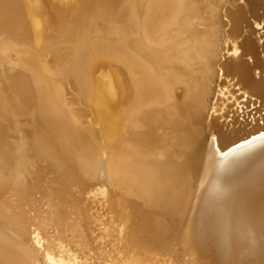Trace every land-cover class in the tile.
Returning a JSON list of instances; mask_svg holds the SVG:
<instances>
[{
	"label": "bare ground",
	"instance_id": "obj_1",
	"mask_svg": "<svg viewBox=\"0 0 264 264\" xmlns=\"http://www.w3.org/2000/svg\"><path fill=\"white\" fill-rule=\"evenodd\" d=\"M109 1L4 0L0 41L16 60L17 78L3 105L28 117L32 136L15 143L10 172L0 174V264H83L73 250L72 259L64 260L60 225L39 167L43 159L61 166L58 143L78 150L77 126L93 155H105L77 163L84 178H106L111 205L119 211L117 234L128 248L139 231L168 230L180 246L173 254L177 264H264V143L226 160L210 148L215 143L227 151L264 131V114L254 113L257 123L236 114L244 109L238 104L264 96V78L253 75L255 67L264 75V65H258L257 44L242 25L257 1L228 11L229 34L240 38L231 48L245 50L251 62L226 60L221 43L207 44L209 57L190 60L160 51L144 57L146 42L163 45L176 28L185 2L146 0L139 6V0H115L109 7ZM60 57L67 67L58 64ZM224 74L241 85L245 101L217 103ZM216 105L221 113L208 117ZM128 209L136 211L137 227L124 213Z\"/></svg>",
	"mask_w": 264,
	"mask_h": 264
},
{
	"label": "rangeland",
	"instance_id": "obj_2",
	"mask_svg": "<svg viewBox=\"0 0 264 264\" xmlns=\"http://www.w3.org/2000/svg\"><path fill=\"white\" fill-rule=\"evenodd\" d=\"M143 1L146 0H139V6H143ZM182 1L186 4L183 3L184 7L179 11L180 14L178 13L179 18L178 23L175 26L176 28L171 29V31L168 32V36H165L163 43L164 46L149 45V43L146 42L145 45L148 49L141 53L142 56L146 57L149 55L148 57H150L151 53L160 51L169 57L177 55L180 57H188V59L191 60L192 58H196L197 54H203L205 57H209L211 50L207 44H214L215 46L217 44L219 47V44L221 43L220 47L224 49L222 54L226 60L229 59L230 56V58L233 56H240L248 62L253 60V57L248 55L245 50L243 51L241 48H237V54V50L231 48L233 45H238L240 38H236L235 35L230 36L229 34L231 21H229L230 19L228 18V11L231 10V8L243 6L246 1L253 3L254 0ZM255 1H257L258 5L256 7V12L253 15H246L244 18L245 21L243 20L242 25L246 30H250L248 32L252 33V38L255 44H257L256 59L259 63L258 65H264V28L256 27L257 23L264 24V20H261L259 16L263 13V0ZM114 4L115 0H111L109 1L108 6L112 7ZM4 8V0H0V15H2V19L7 18V11L4 12ZM120 12V8L115 9L116 15H119ZM121 20L122 19H119L117 21ZM253 22L256 23L254 24ZM220 35L223 38L220 37ZM3 43L5 42L0 41V127L3 131L2 136H0V174L6 176L9 174L11 168L10 162L13 158V146L19 141L21 136L26 140L27 138L30 139L32 134L30 128L27 126L28 117L14 115L10 107L3 105L4 95L12 92V84L17 78V70L15 68L16 60L6 49L8 46ZM222 44L225 47H223ZM111 45L112 47H116L118 46V43L112 42ZM192 45L197 46L192 47ZM165 46L167 49L164 48ZM187 47L191 49H188ZM207 48L209 49V52ZM63 59L64 57H60L58 62L61 61L62 63L60 62L58 64H63V67H67V62H65V59V61H63ZM58 64L56 63L57 66ZM260 72V67H255L253 75L255 74V76H259L263 79L264 75H261ZM219 79L225 84V86L222 87V90L224 92L228 91L229 93H222V90L216 93L215 97L219 98V102L217 103H222V100H225V98L226 100L222 103L223 105L233 103L235 98H237V102L245 101L242 87L234 78L224 74L221 75ZM228 84L231 85L229 86ZM71 92L76 94L74 90H71ZM220 98H222V100ZM253 98L250 105L238 104L239 107H244L243 110L246 112L245 113L242 109H240L239 112H236V114H240V116L238 115V120H241L244 123H253L258 121L256 116L264 114V101L262 103L264 96L262 95L255 98L254 102ZM208 102L209 100L207 101V104L209 105L210 102ZM213 102H215V100H213ZM260 103H262V105H260ZM202 105L206 106V102H202ZM213 107L216 109L217 105ZM66 113L72 123L76 125L75 119L68 111H66ZM219 113H221V111L218 109L215 112L211 110L209 111L208 117L213 116L212 114L217 116ZM233 113L234 112L232 111L230 115H234ZM254 113L256 116H254ZM252 118L255 119L252 120ZM222 119L223 118L220 120L222 121ZM227 119L231 120V118L227 117L224 121H229ZM259 123H261V120ZM223 127L227 128V126ZM248 127L249 125L247 128ZM44 129L45 134H49L48 136L53 140L54 137L48 128L45 127ZM76 129L79 138L77 142L81 148L78 147V150L73 151L65 148L62 143H58L59 145H55V147L63 153L61 166L55 165L54 162L49 159H43L39 163L41 178L45 183L46 190L51 194V200L53 201L52 211L60 225L59 248L64 250V260L68 257L72 259L73 255L71 253H73V250L75 253L74 255L78 257L79 260H83V264L87 262L90 264H177L173 254L175 255L178 253L180 246L177 241H175L177 239L176 235L168 230H160L159 232L153 233L148 231L137 232L135 230L137 234L133 236V244L131 248H128L125 245L121 235L117 234V219L119 218V211L115 209L114 204L111 205V202L114 200L113 198H109L107 182L105 181L106 178L104 177L103 181L100 180L99 177L84 178L82 175L83 168L77 163L78 160H85L87 158L89 159L87 161L94 162L98 158H104L105 155L102 153L93 155L94 152L91 150L90 142L84 139L85 131L78 126ZM90 158H92V160ZM103 167L105 169V166ZM109 208H112L114 211L111 213ZM124 213H126L128 217H131L130 220L136 225H134V227H137L136 211L134 209H128V212L124 211ZM156 223L164 224L166 222L165 220H160Z\"/></svg>",
	"mask_w": 264,
	"mask_h": 264
},
{
	"label": "snow or ice",
	"instance_id": "obj_3",
	"mask_svg": "<svg viewBox=\"0 0 264 264\" xmlns=\"http://www.w3.org/2000/svg\"><path fill=\"white\" fill-rule=\"evenodd\" d=\"M256 27L257 28H264V24L257 23L256 24ZM237 54H238V50H237ZM244 98L245 99L248 98L247 97V94H244ZM254 99L255 98H253V102H254ZM211 110L213 112L216 111V109L214 107ZM261 123L264 124V120H262ZM208 138L212 142L217 141V137L215 135L211 134V133L208 134ZM258 141L264 143V131H260L258 133V135L251 136L250 139H244L243 142L240 143V144H236V145H234L232 147H229L227 151H222L217 146V144H215V143H212L210 145V148H211V151H212L213 154H218V156L223 157L226 160L228 157H230V156H232L234 154H236V155L241 154V152H240L241 149H250V148L254 147L255 144ZM101 174H103L102 169H101ZM202 186H203V181H201V187ZM49 260H52V257L51 256H49ZM52 264H56V262L55 261H52Z\"/></svg>",
	"mask_w": 264,
	"mask_h": 264
}]
</instances>
